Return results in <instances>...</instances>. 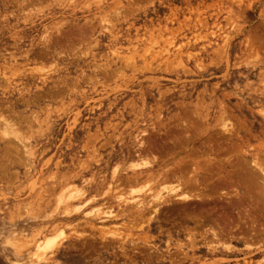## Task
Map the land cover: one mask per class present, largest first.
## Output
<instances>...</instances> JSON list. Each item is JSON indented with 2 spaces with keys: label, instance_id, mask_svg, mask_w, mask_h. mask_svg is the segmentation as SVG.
<instances>
[{
  "label": "rangeland",
  "instance_id": "374dc122",
  "mask_svg": "<svg viewBox=\"0 0 264 264\" xmlns=\"http://www.w3.org/2000/svg\"><path fill=\"white\" fill-rule=\"evenodd\" d=\"M178 131L180 150L145 151ZM203 148L264 164V0H0V264L263 262L259 182L227 209L253 238L239 221L215 245L182 206L131 208Z\"/></svg>",
  "mask_w": 264,
  "mask_h": 264
},
{
  "label": "bare ground",
  "instance_id": "6f19581e",
  "mask_svg": "<svg viewBox=\"0 0 264 264\" xmlns=\"http://www.w3.org/2000/svg\"><path fill=\"white\" fill-rule=\"evenodd\" d=\"M214 51H216V50L214 49ZM4 124H2V125H4ZM223 125H224V123H223ZM194 128H193L192 124L186 123L184 130H185V132H191L194 130L196 131L197 129H194ZM4 129H5V132H7L8 129L5 125H4ZM164 135H165L166 139L164 137L161 138L160 140H162V142L161 141L159 142V144L161 143L160 145L159 144L156 146H152V145L147 146L146 145L147 150H145V151L146 152H152L153 151L155 153L158 152L161 154L162 153L167 154L169 151L172 152V151L176 150L177 148H179V150H180L182 148L180 146H182V144H183V139H187L190 141V139H192V137L194 136V133L193 132L189 133L188 137H184L178 131V133L176 132L175 134L174 133L171 134L170 135L171 137L168 140H167V138L169 137V135L167 133H165ZM201 138H202V136H201ZM166 141H168V143ZM154 142H156V141H154ZM156 144H157V142H156ZM185 145H186V143H185ZM206 147L208 149L210 147V149L212 150V147L209 144L206 145ZM234 150H235V147H234ZM207 152H208V150L205 148H203L201 150L200 156L202 157V155H206V157L204 159H201V160H197L196 158L193 159V157H192L193 155H191V156L187 155L188 156L187 160H184L186 158V156H184V158L181 157V159L183 160L182 163L177 164L176 159H174V162H172V164H171V165H174V168L171 166L173 168L172 170L170 169L169 172L164 171L159 176L157 175V178H159L162 182L166 183V182L171 181L172 184L171 185L169 184L170 186H168L166 184L167 187L164 185V186H160L161 187L160 188L158 185L161 182L157 183V185L154 182L155 185L153 187H151L150 189H148V191L150 192L149 195H147L146 197H143L141 200L137 199L138 201L134 199L135 201H137L135 203L133 201H131V202H133L132 203L133 207L131 204V208H133L135 210L142 209L143 211H145V210L147 212L149 211L150 216L153 214L152 220H157L162 213L161 211H162L163 207H167V209H169L172 212L173 210L182 206V210H184L183 212L186 214L185 216H187L189 218L188 220L195 223V225L192 226V229H194L195 226H196V228L201 227V229L203 230V233L199 234V235H201L200 238L202 240H205L207 236H211L210 238L209 237L208 238L210 239V241H213V242L214 241H221V240H225V239L226 240L229 239L230 241H232L233 240L232 238H234L235 236L234 237L231 236L232 234L230 232H233L231 230L234 228H236V230H237L239 221H246V223L247 222H249V223H247V224L244 223L245 224L244 227L242 228V226H241L240 229L237 230V231H239L238 234H241L244 238H253L254 235H252V233H253L252 231H253L254 219L252 216H250L249 210L243 209L242 210L243 211V217L245 220H242L241 217H238V219H236V221L234 220L236 222L235 223L230 216L231 212L228 213L227 209H228V205L231 206V208L235 209L234 206H236L238 204L242 205L243 201L251 202L253 199V197L248 193H247V196H245V197H242L239 195V192L237 189V186L239 184L246 185V187L248 185H251L250 187H253L259 182V184L260 183L262 184L261 187H263V191H264V164L262 162L256 161L252 157H249L248 160H242V161H239L233 165V164H229V163H224L223 161H220L219 159H217L215 155H214L215 156L214 157L212 155V152H211V155L208 154ZM214 153H216V152L213 151V154ZM198 156H199V154H198ZM189 157H191V158H189ZM197 158H200V157H197ZM229 162L232 163L233 161H229ZM159 163L154 165V162H153V165H154L153 167L156 166L157 168H155V169H158V167L162 169V168L166 167L164 165H169V162L162 161ZM146 164H150V162L149 161L147 163L145 162L144 165L146 166ZM166 170H167V167H166ZM134 176L137 179L138 176L137 175H134ZM143 177H144V175H143ZM133 178L134 177L131 178L132 181H130V182H133V180H134ZM139 179H141V178H139ZM134 182H136V181L134 180ZM143 186H145V185L143 184ZM230 189H232V191L234 190V193L232 192L233 198H232L231 194L228 193L229 191L226 192L227 190H230ZM225 199H227V200H225ZM263 200L264 199H262L261 201H263ZM220 202L224 203V205H220V208H217L216 206ZM137 205H139V206H137ZM209 206H211V207H209ZM131 208L129 210H131ZM131 213H133V212H131ZM135 213L136 212H134V214ZM239 224H240V222H239ZM262 231L263 230L259 231L260 233L257 231L256 232L257 235L261 234ZM228 233H230L231 235L227 236ZM236 233L233 232L234 235ZM189 237H190V244H191L190 250L192 253H194V251L197 250L196 249V243H198V240H197L198 236H196V234H190ZM236 237H237V239H242L241 237L239 238V235ZM55 238H53V236H52L51 238L46 240V242L43 244V246H41L39 249L42 250V252H43V250H45V248H47L49 245H51L54 242ZM244 241H247V240H244ZM221 242H223V241H221ZM212 243H210V244H212ZM203 244H205V242H203ZM216 244L217 243H215V245ZM218 244H220V243L218 242ZM212 248H214V247L210 246V248H207L208 249L207 253H211V254L213 253L214 254V252L217 251V250L212 249ZM209 249H211V250H209ZM200 250L201 249L198 248L197 251H200ZM40 253L41 252L39 251L37 254H40ZM215 255H216V253H215ZM191 257L193 258V256H191ZM262 261L263 262H260V263L257 262V264H264V260H262Z\"/></svg>",
  "mask_w": 264,
  "mask_h": 264
}]
</instances>
